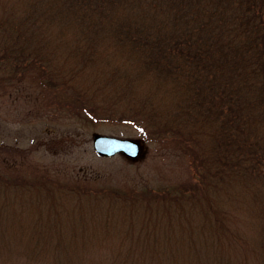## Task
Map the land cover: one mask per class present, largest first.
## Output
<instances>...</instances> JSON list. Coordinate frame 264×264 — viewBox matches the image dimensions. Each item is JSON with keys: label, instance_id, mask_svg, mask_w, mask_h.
Here are the masks:
<instances>
[{"label": "trees", "instance_id": "obj_1", "mask_svg": "<svg viewBox=\"0 0 264 264\" xmlns=\"http://www.w3.org/2000/svg\"><path fill=\"white\" fill-rule=\"evenodd\" d=\"M30 69L190 179L109 211L0 178V264H264V0H0V85Z\"/></svg>", "mask_w": 264, "mask_h": 264}, {"label": "rangeland", "instance_id": "obj_2", "mask_svg": "<svg viewBox=\"0 0 264 264\" xmlns=\"http://www.w3.org/2000/svg\"><path fill=\"white\" fill-rule=\"evenodd\" d=\"M34 70L0 85V178L44 190L47 185L52 193L95 192L103 201L106 196L117 199L109 211L129 210L127 201L164 194L188 182L187 159L171 142H142L130 124L77 117L60 89H52ZM95 133L137 140L140 153L134 159L121 153L98 155L92 147Z\"/></svg>", "mask_w": 264, "mask_h": 264}, {"label": "water", "instance_id": "obj_3", "mask_svg": "<svg viewBox=\"0 0 264 264\" xmlns=\"http://www.w3.org/2000/svg\"><path fill=\"white\" fill-rule=\"evenodd\" d=\"M92 147L98 155L102 156H112L116 153H121L130 159H134L140 153L139 141L100 133L93 134Z\"/></svg>", "mask_w": 264, "mask_h": 264}]
</instances>
